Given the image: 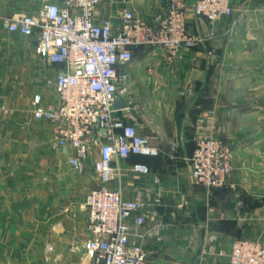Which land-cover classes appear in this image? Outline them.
Segmentation results:
<instances>
[{"label": "crops", "instance_id": "crops-1", "mask_svg": "<svg viewBox=\"0 0 264 264\" xmlns=\"http://www.w3.org/2000/svg\"><path fill=\"white\" fill-rule=\"evenodd\" d=\"M51 2L59 0H0V264H95L85 249L91 235L83 203L101 185L94 169L99 153L79 173L53 149L51 126L32 113L37 96L45 106L57 103L63 67L38 54L37 36L4 26ZM192 4L187 26L203 40L197 48L184 49L172 65L160 49L137 48L134 60L119 67L128 77L120 95L128 109L118 114L159 155L122 163L111 188L148 203V223L132 229L130 240L146 249L151 264H228L234 240L264 243V0H232L233 18L242 16L234 29L233 18L197 21ZM125 6L153 24L166 2L103 0L97 22L118 26ZM208 135L233 151L221 189L191 177L195 141ZM135 163L147 165L151 176H131Z\"/></svg>", "mask_w": 264, "mask_h": 264}, {"label": "built area", "instance_id": "built-area-1", "mask_svg": "<svg viewBox=\"0 0 264 264\" xmlns=\"http://www.w3.org/2000/svg\"><path fill=\"white\" fill-rule=\"evenodd\" d=\"M102 2L59 0L45 5L37 15L7 19L4 26L24 38L37 36L38 54L63 67L56 75L57 103L45 106L37 96L32 113L35 121L51 126L53 149L65 153L68 164L79 173L99 153L94 169L101 185L83 203L91 235L85 249L95 264H151L146 249L130 240L132 229L148 223V203L125 198L121 187L111 188L116 175L124 171L122 163L132 157L159 155L151 139L126 124L115 110L128 79L119 67L134 60L137 48L160 49L165 62L172 65L184 49H195L203 40L188 30L189 0H165L166 8L153 24L125 6L118 26L112 19L97 22ZM192 7L197 21L211 25L235 15L232 0H193ZM241 21L242 16L233 18L231 28ZM232 160L231 147L216 135L199 137L190 158L191 177L208 190L221 189L227 184ZM127 171L137 178L151 176L143 163ZM154 183H159L157 177ZM72 208L64 213L76 217ZM227 258L228 264H264V243L236 239Z\"/></svg>", "mask_w": 264, "mask_h": 264}, {"label": "water", "instance_id": "water-1", "mask_svg": "<svg viewBox=\"0 0 264 264\" xmlns=\"http://www.w3.org/2000/svg\"><path fill=\"white\" fill-rule=\"evenodd\" d=\"M128 107L124 103V101H118L115 105V110L120 111V110H126Z\"/></svg>", "mask_w": 264, "mask_h": 264}, {"label": "trees", "instance_id": "trees-1", "mask_svg": "<svg viewBox=\"0 0 264 264\" xmlns=\"http://www.w3.org/2000/svg\"><path fill=\"white\" fill-rule=\"evenodd\" d=\"M194 149H195V146H194ZM194 149H193V151H194ZM133 158V157H132Z\"/></svg>", "mask_w": 264, "mask_h": 264}, {"label": "rangeland", "instance_id": "rangeland-1", "mask_svg": "<svg viewBox=\"0 0 264 264\" xmlns=\"http://www.w3.org/2000/svg\"><path fill=\"white\" fill-rule=\"evenodd\" d=\"M93 158H94V157H93ZM93 158H92V159H93Z\"/></svg>", "mask_w": 264, "mask_h": 264}]
</instances>
